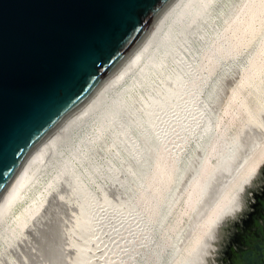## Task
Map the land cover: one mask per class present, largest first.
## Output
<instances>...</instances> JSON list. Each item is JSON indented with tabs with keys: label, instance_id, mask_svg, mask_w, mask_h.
I'll return each mask as SVG.
<instances>
[{
	"label": "bare ground",
	"instance_id": "obj_1",
	"mask_svg": "<svg viewBox=\"0 0 264 264\" xmlns=\"http://www.w3.org/2000/svg\"><path fill=\"white\" fill-rule=\"evenodd\" d=\"M237 68L239 77L226 88ZM245 124L264 131V0H175L128 71L70 131L44 145L10 188L0 207V255L61 181L68 182L67 208L75 215L67 235L102 216V206L127 221L139 202L148 207L143 229L150 244L130 264H216L225 227L241 221L262 182L264 137L258 145L243 142ZM176 127L186 131L182 139L171 134ZM244 148L250 155L242 167ZM103 181L114 183L120 197L105 195ZM192 212L200 220L190 218L196 224L187 237L184 220ZM71 246L83 256L76 240Z\"/></svg>",
	"mask_w": 264,
	"mask_h": 264
},
{
	"label": "water",
	"instance_id": "obj_2",
	"mask_svg": "<svg viewBox=\"0 0 264 264\" xmlns=\"http://www.w3.org/2000/svg\"><path fill=\"white\" fill-rule=\"evenodd\" d=\"M174 1L0 0V207L42 147L70 131L128 71ZM263 183L252 189L254 202L242 223ZM238 225L224 226L216 256ZM260 245L248 264L264 258Z\"/></svg>",
	"mask_w": 264,
	"mask_h": 264
},
{
	"label": "rangeland",
	"instance_id": "obj_3",
	"mask_svg": "<svg viewBox=\"0 0 264 264\" xmlns=\"http://www.w3.org/2000/svg\"><path fill=\"white\" fill-rule=\"evenodd\" d=\"M262 32L263 31H261V33L259 34V37L262 35ZM251 48H252L251 46L249 48H245L243 50L242 55L247 54L249 50H252ZM250 52L251 51H249L248 53ZM238 72L239 71L237 68V70L234 69L232 70V72L229 73V75L231 74L230 76L228 75L230 78L227 77V79H225L223 83L225 84L224 86L226 88L227 86L232 87L235 84V81L239 77ZM186 112L188 113V109ZM246 125L247 124L244 125L245 127L242 130L243 134L241 135L243 136H241V140L243 142L247 140H252L253 142L256 143V145L260 144L259 142H261L264 137V131L259 128L257 129V127L252 128L249 125H247L246 127ZM235 126L236 128L239 127V125H235ZM185 133L186 131L181 127L179 128L176 127L174 131L171 132V134L174 137L177 136L180 137V139H182V137L185 136ZM171 146L172 144H169V148H171ZM174 150L178 151L177 148ZM242 152H243L241 157L242 160L240 158V162H241V166L244 167V165L246 166V164L248 163L246 160L250 154L249 151L245 148L243 149ZM263 171L264 169L262 170V172ZM218 177L219 176L217 175L216 179ZM221 177L223 176L220 175V180L219 178L217 179L219 180L220 183L222 181ZM224 178L225 177H223V181L226 182L227 180ZM67 183L68 182L58 181L56 184H54V186L50 190L51 192L50 193L48 192L49 195L47 194L46 197L47 199L44 201L42 205V209H43V210L41 209L42 212H40L39 215L30 222V224L24 229L22 233L18 235V237L15 238L14 241L12 240L10 242L11 245L9 247L4 248V251L2 252L3 255H0V261H1L0 264L1 263L11 264V262L12 264H130V263H134V261L136 260L135 259L136 254H138L139 250L143 248V246H145L144 244H146V247L149 246L150 240L148 242L146 241L147 239H149L148 236L149 234L147 235L146 231H144V229L145 230L147 229L145 225L147 223L146 218L148 217V210H147L148 207L146 208L144 205H140L139 202H137L138 204H135L136 202L133 203L132 210H129V212L132 213L130 216L131 220L128 219L127 221H124L122 220L121 215L119 214L120 212L117 211V213L119 214L117 215L113 213V211L110 209V206H108L107 208L106 207L104 208L102 206L99 209H97L98 211H101L102 216H99V218H95V219L89 218L85 229L83 227L81 229L77 226L76 227L74 226V228L71 229V232H69L70 234H68L69 235L68 236L66 231H68L67 229H70L68 225L70 224L71 219H73L72 216L74 215V213L69 211V209L67 208L68 207L67 199L71 197ZM111 183H109L108 181L107 182L103 181L102 186L105 187L104 192L106 194L105 193L104 194L109 196V198L114 197L113 199L115 200L117 196H118L117 198L120 197L118 194L119 191L117 190L116 186H114V183L112 184ZM66 191H68L69 193L67 192L68 193L67 194ZM60 195L62 198L63 196L66 197L63 198V200H61L62 198L60 197ZM57 197L60 199H58ZM64 199H66V205ZM203 212L198 211L199 214L200 213L203 214ZM71 213H73V215ZM146 213H147V217L144 216L146 215ZM194 213L195 212H192L189 215V218H187L188 220H184V223L186 221L184 234L187 237H188V232L190 233V231H192L191 229H193L192 227L197 223V220H200V217H198L199 214L196 215V217H198L196 219L194 217L195 216ZM201 214L200 216L204 215ZM192 216L196 219V223L194 222L195 221L194 218H193L194 221L190 219L192 218ZM118 218H119V222L117 224L116 221L118 220ZM120 220H122L121 221L122 225ZM114 222H116L115 224H117V226H119L120 228L116 226V230H115ZM187 223L189 224V226ZM190 224H192L191 229H190ZM187 227L189 229H187ZM65 228L66 230H64ZM75 228L76 230L74 231ZM134 230L136 232H134ZM79 233L81 234V236L79 235ZM87 234L89 235V238H87L88 236ZM116 235L118 238H116ZM183 238L186 239L185 237ZM74 240L77 241L78 245H81L79 252L83 250L82 251L84 252L83 256H79L77 254V251L72 249L71 242H73ZM114 241L117 242L114 243ZM165 247H167L166 244L163 245L164 249ZM132 253L135 256L131 255ZM132 258H134L133 261ZM215 259H216L215 263L219 264L217 258Z\"/></svg>",
	"mask_w": 264,
	"mask_h": 264
},
{
	"label": "flooded vegetation",
	"instance_id": "obj_4",
	"mask_svg": "<svg viewBox=\"0 0 264 264\" xmlns=\"http://www.w3.org/2000/svg\"><path fill=\"white\" fill-rule=\"evenodd\" d=\"M262 185V194L256 202L255 210L243 221L242 224L238 225V229L236 228L234 232H232L228 242L222 249V253L217 256L219 264L252 263L254 257L258 254L256 247L261 246L260 244L264 242L263 234L261 233V230L264 232V220L260 219L261 217H264V183ZM257 219L259 221L258 223L255 222ZM255 236L257 237L255 238ZM263 249L262 246V250ZM249 251H252L251 255H248ZM256 264H264V258Z\"/></svg>",
	"mask_w": 264,
	"mask_h": 264
},
{
	"label": "crops",
	"instance_id": "obj_5",
	"mask_svg": "<svg viewBox=\"0 0 264 264\" xmlns=\"http://www.w3.org/2000/svg\"><path fill=\"white\" fill-rule=\"evenodd\" d=\"M240 224H242V221H239V225H240ZM231 234H232V232H231Z\"/></svg>",
	"mask_w": 264,
	"mask_h": 264
}]
</instances>
